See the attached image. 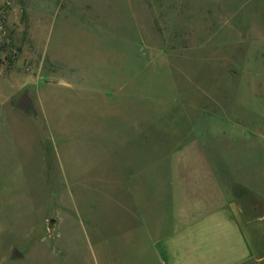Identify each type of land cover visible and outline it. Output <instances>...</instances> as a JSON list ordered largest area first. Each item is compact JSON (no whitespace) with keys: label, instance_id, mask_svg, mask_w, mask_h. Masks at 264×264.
<instances>
[{"label":"rangeland","instance_id":"rangeland-1","mask_svg":"<svg viewBox=\"0 0 264 264\" xmlns=\"http://www.w3.org/2000/svg\"><path fill=\"white\" fill-rule=\"evenodd\" d=\"M175 187L264 212V0H0V264H157Z\"/></svg>","mask_w":264,"mask_h":264},{"label":"crops","instance_id":"crops-1","mask_svg":"<svg viewBox=\"0 0 264 264\" xmlns=\"http://www.w3.org/2000/svg\"><path fill=\"white\" fill-rule=\"evenodd\" d=\"M171 195L168 231L152 240L157 264H264V212L250 216L237 201L201 199L188 188Z\"/></svg>","mask_w":264,"mask_h":264},{"label":"water","instance_id":"water-1","mask_svg":"<svg viewBox=\"0 0 264 264\" xmlns=\"http://www.w3.org/2000/svg\"><path fill=\"white\" fill-rule=\"evenodd\" d=\"M18 107L24 110L26 113H30V112L36 113L34 102L29 92H25L22 95V97L19 100Z\"/></svg>","mask_w":264,"mask_h":264}]
</instances>
